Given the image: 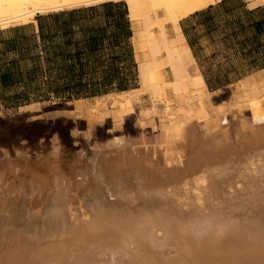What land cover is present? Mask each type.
<instances>
[{"label":"bare ground","instance_id":"1","mask_svg":"<svg viewBox=\"0 0 264 264\" xmlns=\"http://www.w3.org/2000/svg\"><path fill=\"white\" fill-rule=\"evenodd\" d=\"M99 1L0 0V24ZM214 1L127 0L140 89L157 98L138 113H161V131L94 143L66 168L55 135L51 150L34 159L5 150L0 264H264V129L240 121L233 139L224 135L219 107L186 68L194 60L178 21ZM169 84L172 96L163 88ZM238 88L264 90V74L241 78ZM252 99L260 115L264 104Z\"/></svg>","mask_w":264,"mask_h":264},{"label":"crops","instance_id":"2","mask_svg":"<svg viewBox=\"0 0 264 264\" xmlns=\"http://www.w3.org/2000/svg\"><path fill=\"white\" fill-rule=\"evenodd\" d=\"M251 2L217 0L179 19L194 60L187 71L198 73L206 89L225 90L248 75L263 76L264 2ZM133 29L125 0L44 10L27 22L2 27L0 95L10 99L19 88L24 104L33 92L36 98L56 100L52 104H75L136 88ZM165 31L176 35L170 21ZM166 68V76L173 75ZM71 128L76 127L70 126L69 133Z\"/></svg>","mask_w":264,"mask_h":264},{"label":"rangeland","instance_id":"3","mask_svg":"<svg viewBox=\"0 0 264 264\" xmlns=\"http://www.w3.org/2000/svg\"><path fill=\"white\" fill-rule=\"evenodd\" d=\"M125 1L127 2V0ZM255 1L261 2V0ZM151 10L152 16L156 13L162 14L160 9ZM154 11H156L155 14ZM36 14L33 15V18ZM15 24L21 23H4L0 24V28ZM155 28H158L159 32L158 25L153 27L154 33H158ZM163 53L165 52L161 50L156 55L161 57ZM169 67L171 68V65ZM165 69H167L166 65H163L162 70ZM166 78L173 77L167 74ZM162 83L164 84V82ZM236 83L225 90L206 89L210 106L219 107V122L223 127L224 135L228 133L227 136L230 139L234 138L235 128L240 121L241 123L247 122L246 124L251 128L264 129V112L258 115L256 104H253L252 99H260L264 104V90L260 89L255 92L256 89L248 88L245 92H241L238 88V81ZM171 85L163 87L165 88L164 92H168L169 96H172L174 89ZM140 87L141 85L134 88L135 92L133 90L132 93H114L107 97L100 95L93 100L76 99L75 104L73 102H71L72 104H52V101L56 100L36 98L35 92L29 94L30 102L24 104L25 97L20 96L19 88L13 90V96L10 99L1 94L0 158L4 157L5 150L10 158H15L16 150H21L25 155L34 159L37 155L45 154L51 150V137L55 135L58 138L63 162L61 167L66 168L64 163L71 160L76 153L94 152L95 150L92 149L94 143L103 144L121 137L132 138L145 134L152 136L159 133L162 127L161 113L155 112L146 116L139 114V105L152 106L157 98H153L151 89L146 91L141 90ZM236 92L240 95L239 98H237ZM129 95L131 97L133 95V97L130 98ZM58 117L72 120L55 121ZM36 118L43 122L35 125V128L24 125L27 121ZM55 125L60 128H53ZM70 126L78 128L79 131L76 128H71L70 135Z\"/></svg>","mask_w":264,"mask_h":264},{"label":"trees","instance_id":"4","mask_svg":"<svg viewBox=\"0 0 264 264\" xmlns=\"http://www.w3.org/2000/svg\"><path fill=\"white\" fill-rule=\"evenodd\" d=\"M63 119H65L64 117L62 118H56V120L55 121H58V120H63ZM66 121H71V119L70 118H67V119H65ZM41 122H43L41 119H39V118H36V119H33V120H30V121H27L26 123H24V125H29V126H33V128H35L36 126L35 125H37L38 123H41ZM53 128H60V126H53Z\"/></svg>","mask_w":264,"mask_h":264}]
</instances>
